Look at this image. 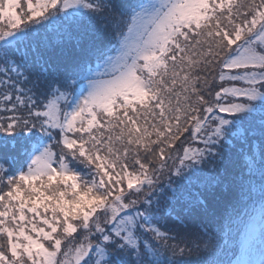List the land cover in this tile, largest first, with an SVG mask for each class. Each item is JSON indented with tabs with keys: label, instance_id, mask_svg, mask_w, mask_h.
<instances>
[{
	"label": "snow or ice",
	"instance_id": "obj_1",
	"mask_svg": "<svg viewBox=\"0 0 264 264\" xmlns=\"http://www.w3.org/2000/svg\"><path fill=\"white\" fill-rule=\"evenodd\" d=\"M0 264H264V0H0Z\"/></svg>",
	"mask_w": 264,
	"mask_h": 264
},
{
	"label": "trees",
	"instance_id": "obj_2",
	"mask_svg": "<svg viewBox=\"0 0 264 264\" xmlns=\"http://www.w3.org/2000/svg\"><path fill=\"white\" fill-rule=\"evenodd\" d=\"M126 2H128V1L126 0ZM131 2H132V0H131ZM255 195H256L255 203L254 204L253 203H249L246 208H242L241 211H240V215H238V216L241 217V216H244V215H247V214H251L252 211L257 212L256 211L257 209H254V208L255 207L259 208L260 207V202H259V199H258V197H259L258 189L256 190ZM220 258H222V252L220 253ZM190 259H196V256L193 257V258H190Z\"/></svg>",
	"mask_w": 264,
	"mask_h": 264
},
{
	"label": "rangeland",
	"instance_id": "obj_3",
	"mask_svg": "<svg viewBox=\"0 0 264 264\" xmlns=\"http://www.w3.org/2000/svg\"><path fill=\"white\" fill-rule=\"evenodd\" d=\"M101 71V70H100ZM202 146V145H201ZM195 254V253H194ZM193 254V256H191V257H186V258H188V259H190V258H193V257H195L196 255H194Z\"/></svg>",
	"mask_w": 264,
	"mask_h": 264
}]
</instances>
